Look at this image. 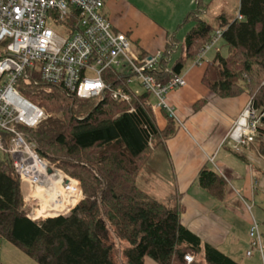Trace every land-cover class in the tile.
Listing matches in <instances>:
<instances>
[{"label": "trees", "instance_id": "1", "mask_svg": "<svg viewBox=\"0 0 264 264\" xmlns=\"http://www.w3.org/2000/svg\"><path fill=\"white\" fill-rule=\"evenodd\" d=\"M239 3L238 14L223 12L209 21L202 18L208 3L198 0L185 17L193 24L182 53L170 66L179 43L170 34L154 72L163 82L182 74L188 61L198 59L221 30L228 55L217 50L206 61L203 85L222 98L249 94L262 117L252 140L264 156V0ZM1 43L0 58L6 55L2 49L6 42ZM111 75L108 82L116 88L117 74ZM16 87L31 102L57 113L35 128L21 129L41 156L60 159L69 175L80 177L83 197L66 215L32 221L24 208L23 182L11 155L4 152L0 155V237L39 264H145L146 256L159 264H188L189 252L195 255L191 264H243L182 222L185 205L178 196L165 204L139 186L138 176L154 150L165 146L178 123L183 124L165 113L168 123L160 129L146 105L149 93L128 104L114 99L109 90L101 97L84 99L59 84H34L26 77L19 78ZM205 101L194 103V111ZM131 105L136 112H129ZM0 134L8 147L7 134ZM198 183L217 199H224L228 189L226 178L209 166L200 170Z\"/></svg>", "mask_w": 264, "mask_h": 264}, {"label": "built area", "instance_id": "2", "mask_svg": "<svg viewBox=\"0 0 264 264\" xmlns=\"http://www.w3.org/2000/svg\"><path fill=\"white\" fill-rule=\"evenodd\" d=\"M105 3L106 0H0V41L6 42V55L0 58V133H6L9 142L6 147L0 134V152L11 155L21 181L30 184L24 196V208L32 221L68 214L83 193L79 178L41 156L36 144L22 131L21 126L35 128L48 115L43 107L18 92L19 78H30L34 84H59L84 99L101 97L109 90L114 99L128 104L147 92L150 98L146 105L153 112L164 111L181 122L169 102V93L187 86L186 76L173 75L167 82L158 79L154 71L164 50L146 55L137 52L130 38L116 31L103 13ZM219 39H222L221 30L214 33L211 45ZM207 49L199 54L197 64H203ZM111 74H117L116 88L108 82ZM135 80L141 88L133 86ZM242 110L228 133L237 149L252 141L262 118L252 100ZM129 112H136V107L131 105ZM45 181H52L63 196L59 197L57 192L49 194L45 187L51 185ZM40 188L45 190L43 197L36 193ZM45 204H49L46 207L49 213L44 210ZM259 228V222L253 218L248 256L256 248L262 249ZM194 257L189 252L185 260L191 264Z\"/></svg>", "mask_w": 264, "mask_h": 264}, {"label": "crops", "instance_id": "3", "mask_svg": "<svg viewBox=\"0 0 264 264\" xmlns=\"http://www.w3.org/2000/svg\"><path fill=\"white\" fill-rule=\"evenodd\" d=\"M197 2L171 0L172 8L166 5L158 13L157 20L144 15L131 0H106L103 9L115 30L126 33L138 50L149 54L164 50L171 33L177 40L181 35L186 36L193 22H185V17ZM208 11L204 10L202 18ZM158 20L172 21L179 26L167 28ZM182 24L190 27L185 30L187 26L182 27ZM190 61L182 73L187 78V86L169 93V102L184 126L178 125L175 135L167 140L165 146L152 153V156L159 154L163 161L156 168L161 178L151 176L154 175L149 169L151 156L148 167H144L138 176V184L165 204L178 196L185 205L182 222L204 241L218 246L243 264H261L264 262V156L254 140L237 149L228 138L234 121L250 96L248 93L227 98L216 96L202 82L206 62L199 65L195 60ZM200 99L206 101L194 111L193 105ZM154 114L159 128H165L168 118L164 111L157 109ZM204 166L216 169L228 181L224 199H217L199 185L198 174ZM253 218L260 224L262 249L256 248L248 256L249 228ZM30 258L7 238L0 237V264H39ZM145 264L159 263L146 256Z\"/></svg>", "mask_w": 264, "mask_h": 264}, {"label": "rangeland", "instance_id": "4", "mask_svg": "<svg viewBox=\"0 0 264 264\" xmlns=\"http://www.w3.org/2000/svg\"><path fill=\"white\" fill-rule=\"evenodd\" d=\"M170 1L171 0H164V2H162V0H131V3H134L136 5L135 7L138 8L142 13H144V15L145 14L151 15V19L154 20V18H156L155 20H157L159 18L158 13L160 12V10L164 9L166 5H168L170 8H172V6H170L171 5ZM203 1L208 3L207 5H208V10H209L208 12L209 13L205 14L204 18H206L209 21H213L217 15H219L220 13H223V12H227L230 15L238 14L240 0H203ZM103 13H104V9H103ZM168 17H170V16H168ZM159 22L162 25L166 26L167 28H171V29L172 28H176V27L179 26V23L175 25V23H172V21L171 22H165V21L161 22V21H159ZM160 23H158L156 21V24H160ZM185 26H187V28L185 30H188V28L190 27V25L182 24V27H185ZM173 32H175V30ZM171 34L173 35L174 33H171ZM183 34H185V33H183ZM184 38H185V35H181L180 39L178 40V42H179L178 43V48L173 53L172 60L169 62L170 66H172V64L174 63L175 59L178 56H180V54L182 53V46H183ZM169 40H170V38L168 39V41ZM1 44L2 43L0 41V48H1ZM133 48L135 50H137L135 45H133ZM2 49L5 50V45L2 46ZM217 50H221L222 54L228 55V47H227V45L225 44V42L222 39H219L217 41V43L212 44L210 46V48L207 49V51L205 53V58L203 59V62H206L208 59H211L215 55ZM132 84H133V86H135L137 88H141V86L139 85V83L136 80ZM154 100L155 99L152 98V101H154ZM45 111H46V114L48 115L47 118L57 114L56 112H51V111H48L46 109H45ZM178 125L182 126L179 123H178ZM0 155H3V152H0ZM158 155L159 154H154L152 156L151 162L149 164V166H150L149 169H151V172L155 175V176L154 175H151V176H153V177H155L157 179L161 178V173L158 174L157 173L158 171L156 170V168H158L163 163V161L160 159L161 156H158ZM51 162L53 164H55L56 166L60 167L63 171H65L67 173V171L64 169V167L62 165V161L60 159H55V160L51 159ZM147 165L148 164H146L145 168L148 167ZM74 177L79 178V180L81 181L80 177H78V176H74ZM159 180H161V179H159ZM23 185H24V191L27 193L29 191V189H30V184H23ZM82 193H83V191H82ZM39 204L41 205L40 202H39ZM260 222L262 223V220ZM123 246H127V243L124 242ZM32 261H34V259ZM261 264H264V262L261 261Z\"/></svg>", "mask_w": 264, "mask_h": 264}, {"label": "bare ground", "instance_id": "5", "mask_svg": "<svg viewBox=\"0 0 264 264\" xmlns=\"http://www.w3.org/2000/svg\"><path fill=\"white\" fill-rule=\"evenodd\" d=\"M47 184L49 183L50 185H51V187H45V189L47 190V191H49V194H53L54 192H57V195H58V193L60 194L59 195V197H61V196H63V192L60 190V189H58V187L55 185V186H53V183H52V181H45ZM78 192H79V194H80V188L78 187ZM37 194H39V195H41V197H43V195L45 194V190H43L42 188H40L39 190H38V192H36ZM57 203L59 202V199L56 201ZM49 206V204H45V206H44V210H46L45 212L46 213H49L48 211H47V209H46V207H48ZM57 207V206H56Z\"/></svg>", "mask_w": 264, "mask_h": 264}]
</instances>
